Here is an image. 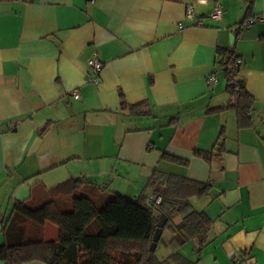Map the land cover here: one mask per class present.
I'll use <instances>...</instances> for the list:
<instances>
[{
  "label": "crops",
  "instance_id": "1",
  "mask_svg": "<svg viewBox=\"0 0 264 264\" xmlns=\"http://www.w3.org/2000/svg\"><path fill=\"white\" fill-rule=\"evenodd\" d=\"M254 16H264V0L250 12L243 0H0L2 230L16 201L38 202L71 179L104 207L117 194L157 199L169 173L212 184L211 195L192 199L212 226L202 248L194 239L175 251L167 222L159 258L264 264V21L243 26ZM233 46L254 99L250 127L220 109L233 101L217 50ZM91 59L103 63L97 84L87 81ZM122 100L142 105L123 110ZM223 145L212 163L195 155ZM28 227L47 240L59 234L49 222Z\"/></svg>",
  "mask_w": 264,
  "mask_h": 264
},
{
  "label": "trees",
  "instance_id": "2",
  "mask_svg": "<svg viewBox=\"0 0 264 264\" xmlns=\"http://www.w3.org/2000/svg\"><path fill=\"white\" fill-rule=\"evenodd\" d=\"M243 1L250 12L255 0ZM217 54L227 81L226 90L233 101L220 109L233 108L240 127H250L254 99L238 79L240 58L236 49L218 48ZM140 105L122 100L121 109ZM224 152L223 145L217 153L196 150L195 155L212 163L222 158ZM164 158L184 166L189 164L188 160L168 155ZM160 177L165 183L164 189L156 192L160 202H156L158 198L149 202L146 196L133 200L117 194L100 207L99 202L80 191L82 183L74 179L47 189L37 206L16 201L3 224L6 241L0 244V260L5 264L34 260L45 264H169L168 258L156 255V249L150 250L158 222L154 216L156 209L168 216L175 231L171 242L175 251L194 239H198L202 248L212 220L194 208L192 199L211 195L212 184L169 173ZM156 178L151 180L152 184ZM177 217L182 219L178 224L174 223ZM47 222L58 227L59 234L54 240L29 230L28 223L40 226Z\"/></svg>",
  "mask_w": 264,
  "mask_h": 264
},
{
  "label": "built area",
  "instance_id": "3",
  "mask_svg": "<svg viewBox=\"0 0 264 264\" xmlns=\"http://www.w3.org/2000/svg\"><path fill=\"white\" fill-rule=\"evenodd\" d=\"M198 3L207 4L208 0H198ZM195 16H196L195 4L187 5V7H186V18L189 19V20H194ZM222 17H223V9H222L221 5L218 4V5H216L214 7L212 12L210 13V18L212 20H214V21H220L222 19ZM263 21H264V16H254V17L247 18L245 20V22L243 23V26L244 27H250V26H252L255 23L263 22ZM179 25L181 27H183L182 23H180ZM89 66H90V69H91L92 73L88 77L87 81L89 83H94V84L99 83V81H100V73H101V70L103 68V63L100 60H98V59H91V60H89ZM209 81L211 83H215L217 81V78L215 76H212L209 79ZM73 96L75 98H77V99L80 98L79 91L75 90L73 92ZM156 202H160V198H158L156 200Z\"/></svg>",
  "mask_w": 264,
  "mask_h": 264
},
{
  "label": "water",
  "instance_id": "4",
  "mask_svg": "<svg viewBox=\"0 0 264 264\" xmlns=\"http://www.w3.org/2000/svg\"><path fill=\"white\" fill-rule=\"evenodd\" d=\"M154 216L155 218L158 219V222H157V227H156V230L153 234V239H152V242H151V246H150V250H155L157 248V245L162 237V234H163V229L165 227V225L167 224L169 218L168 216L159 211V210H154ZM2 231V224L0 223V232Z\"/></svg>",
  "mask_w": 264,
  "mask_h": 264
},
{
  "label": "rangeland",
  "instance_id": "5",
  "mask_svg": "<svg viewBox=\"0 0 264 264\" xmlns=\"http://www.w3.org/2000/svg\"><path fill=\"white\" fill-rule=\"evenodd\" d=\"M39 202H36V201H31L29 204H38ZM50 224V223H49ZM55 226V228H57V230H58V227L56 226V225H54ZM51 235H52V233L50 232V231H48V233H47V238L48 239H51L52 237H51ZM1 236V235H0ZM2 236H4V235H2ZM1 239H0V243H5V237H0ZM156 253H158L159 251H158V249L155 251Z\"/></svg>",
  "mask_w": 264,
  "mask_h": 264
}]
</instances>
